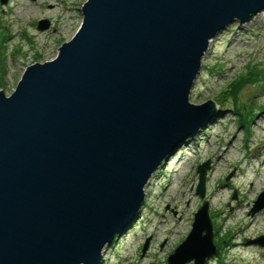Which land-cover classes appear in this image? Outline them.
I'll return each mask as SVG.
<instances>
[{
  "label": "water",
  "instance_id": "1",
  "mask_svg": "<svg viewBox=\"0 0 264 264\" xmlns=\"http://www.w3.org/2000/svg\"><path fill=\"white\" fill-rule=\"evenodd\" d=\"M262 11L264 0H86L58 55L0 90V264H100L154 173L216 113L214 100L189 102L210 41ZM263 207L264 191L251 213ZM216 252L204 200L167 264Z\"/></svg>",
  "mask_w": 264,
  "mask_h": 264
},
{
  "label": "rangeland",
  "instance_id": "2",
  "mask_svg": "<svg viewBox=\"0 0 264 264\" xmlns=\"http://www.w3.org/2000/svg\"><path fill=\"white\" fill-rule=\"evenodd\" d=\"M85 1L0 4V90L10 95L27 66L58 55L81 25ZM42 19L49 28L38 29ZM243 78L236 99L222 101L224 92ZM210 99L217 104L215 115L164 160L146 187L139 216L103 250L100 264H167L191 231L194 213L204 200L214 242H224L205 264H264V246L252 241L264 235V207L251 213L264 191V11L248 22L229 25L210 41L189 102ZM208 160L202 199L196 191L198 167Z\"/></svg>",
  "mask_w": 264,
  "mask_h": 264
},
{
  "label": "trees",
  "instance_id": "3",
  "mask_svg": "<svg viewBox=\"0 0 264 264\" xmlns=\"http://www.w3.org/2000/svg\"><path fill=\"white\" fill-rule=\"evenodd\" d=\"M244 82H245V79L243 78L242 81L240 80L238 82L233 83L231 85L232 86L231 90L229 89V90L225 91L224 94L222 95V101H225L227 98H230V97H232L233 99H236L235 97H236L237 91L244 85ZM219 112H220V114L223 113V111H221V110H219ZM240 115H241V112H240ZM226 237H229V233ZM116 239H115V241H116ZM214 243L217 245V249H218L217 251H219L220 248L223 247L224 242L223 241H215Z\"/></svg>",
  "mask_w": 264,
  "mask_h": 264
},
{
  "label": "bare ground",
  "instance_id": "4",
  "mask_svg": "<svg viewBox=\"0 0 264 264\" xmlns=\"http://www.w3.org/2000/svg\"><path fill=\"white\" fill-rule=\"evenodd\" d=\"M257 16H259V15H257ZM258 18V17H257Z\"/></svg>",
  "mask_w": 264,
  "mask_h": 264
}]
</instances>
